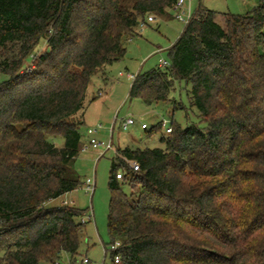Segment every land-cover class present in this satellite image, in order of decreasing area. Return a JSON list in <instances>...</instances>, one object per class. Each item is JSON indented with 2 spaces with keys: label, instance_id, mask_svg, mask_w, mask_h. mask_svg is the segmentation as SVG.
I'll use <instances>...</instances> for the list:
<instances>
[{
  "label": "trees",
  "instance_id": "obj_1",
  "mask_svg": "<svg viewBox=\"0 0 264 264\" xmlns=\"http://www.w3.org/2000/svg\"><path fill=\"white\" fill-rule=\"evenodd\" d=\"M177 1L0 0V264L75 260L86 211L53 202L82 185L88 88L125 58L140 22L170 17ZM165 61L135 75L129 97L172 103L190 123L172 119L161 148L117 151L110 264H264V0L240 15L200 3ZM182 83L188 105L172 98Z\"/></svg>",
  "mask_w": 264,
  "mask_h": 264
},
{
  "label": "rangeland",
  "instance_id": "obj_2",
  "mask_svg": "<svg viewBox=\"0 0 264 264\" xmlns=\"http://www.w3.org/2000/svg\"><path fill=\"white\" fill-rule=\"evenodd\" d=\"M206 5L211 10L219 14L235 13L245 14L249 8H253L258 0H247L248 5L242 8V0H192L187 1L186 6H192V13L199 3ZM197 5V6H196ZM176 13L171 12L170 17L153 15L154 23H147L145 28L137 27L138 35L127 43V54L124 59L116 62L108 68V81L104 82L100 75L93 77L89 87L88 98L96 99L86 107L85 125L81 127L82 146L88 145L87 131L98 124H102L104 129L96 135L99 141L108 142L112 140L113 148L104 156H100L99 150L89 148L87 151H80L78 158L74 161V168L82 185L76 190L63 195L53 202L54 206H62L67 202V206H73L80 210H85L82 218L87 219L89 214H93V220H86V225L81 238L79 254L75 260L67 253L61 255L58 264H84V259L90 260L89 264H110L111 263V238L108 232L109 213V178L112 163L116 157L117 150L125 147L132 149H154L163 145L160 139L165 135V130L161 129L151 136L147 131L141 129V123H146L151 129L163 119H173L176 123L185 127L190 123L184 111H174L172 103H156L151 106L146 105L140 99L129 97L131 84L133 81L127 78V74L137 75L139 72L149 71L159 65V60H168V50L179 38L185 28V23L175 18ZM47 48L45 43L39 45V50L32 55V60L28 61L25 67L35 68V56L44 52ZM125 74L119 77V73ZM7 77L1 75L0 82ZM185 83L178 84L177 91L172 94V98L178 102L188 105L187 90ZM100 90V91H99ZM100 94V96H99ZM196 110L191 113V120L196 121ZM132 117L137 120L135 126L128 130L122 129V122ZM62 145L63 141L56 140ZM95 178L96 187L93 194L85 189L88 179ZM123 191L130 192L129 185L123 186ZM106 250L108 252L106 253ZM41 264H49L42 262Z\"/></svg>",
  "mask_w": 264,
  "mask_h": 264
},
{
  "label": "built area",
  "instance_id": "obj_3",
  "mask_svg": "<svg viewBox=\"0 0 264 264\" xmlns=\"http://www.w3.org/2000/svg\"><path fill=\"white\" fill-rule=\"evenodd\" d=\"M187 1L191 3L192 0H178L177 3L174 5L173 11L176 13L175 18L182 22L185 23V25L188 24L190 19L192 18V13L191 9L189 6H186ZM148 22L151 23L154 21L153 16H149L147 18ZM146 22L142 21L140 22L138 27H141L142 29L145 28ZM159 65L161 67L167 66V62L163 59L159 60ZM125 76L124 73L120 72L119 77ZM127 78L131 81L135 79V75L132 74H127ZM137 124V120H135L132 117L127 118L126 120H123L122 122V129L123 130H128L130 127L135 126ZM172 125H173V120L172 119H163L161 121V128L165 130L166 134H171L172 133ZM103 126L101 124H98L97 126L93 128H89L87 131V137H88V145H83L81 147L82 151H87L90 147L99 150L100 149V156H104L109 150L113 148V143L112 140H109L108 142H103L99 141L96 138V135L99 133L100 130H102ZM141 129L147 130L149 129V126L146 123H141ZM125 162L129 165L130 169L133 172L140 171V165L136 161H130L127 159H124ZM117 179L119 181H122L125 177V173L122 170H119L117 175ZM96 187V181L95 178L88 179L85 183V189L88 193L93 194L95 191ZM64 205H67V202L64 203ZM86 220L92 221L93 220V214H89L87 219L82 218V222H85ZM120 247V243L116 242L114 245L111 246L110 251H115ZM107 253V250H106ZM116 263L120 262V256H116L115 258ZM84 264H89L90 261L88 259H84L83 261Z\"/></svg>",
  "mask_w": 264,
  "mask_h": 264
},
{
  "label": "crops",
  "instance_id": "obj_4",
  "mask_svg": "<svg viewBox=\"0 0 264 264\" xmlns=\"http://www.w3.org/2000/svg\"><path fill=\"white\" fill-rule=\"evenodd\" d=\"M209 1V0H208ZM211 1V0H210ZM201 3V2H200ZM199 3V4H200ZM258 3V2H257ZM189 4H191V3H189ZM202 4V3H201ZM248 5V2H247V0H242V8H244V9H246L245 7ZM257 4H255L253 7H255ZM197 6V5H196ZM203 6L204 7H206L208 10H211L210 8H208L206 5H204L203 4ZM190 7V9H191V13H192V6L190 5L189 6ZM198 7V6H197ZM196 7V8H197ZM252 9V8H251ZM196 10V9H195ZM211 11H213V10H211ZM250 10H249V8L244 12L245 14L247 13V12H249ZM218 13V12H217ZM242 13V12H241ZM240 13V14H241ZM193 14V13H192ZM232 14V13H231ZM233 14H235V13H233ZM240 14H238V15H240ZM156 20H155V18H154V21L153 22H151V23H154ZM108 68L109 67H107L106 69H105V72L104 73H99V75H100V78L104 81V82H107L108 81V79H109V77H108ZM92 83V82H91ZM90 83V84H91ZM90 87V86H89ZM100 91V90H99ZM88 92H89V88H88V91H87V98H86V107H88V106H90V104L92 103V102H94L95 101V99H96V97L97 96H95L93 99H91V100H89V98H88ZM99 96H100V94H99ZM86 110H87V108L85 109V112H84V115H83V122H84V125H85V123H86V121H85V116H86ZM102 125V124H101ZM103 126V125H102ZM104 129V127L102 128V130ZM87 139H88V137H87ZM125 148H127V147H125ZM125 148H123V149H125ZM130 148V147H129ZM119 150H122V149H118L117 151H119ZM90 261V260H89Z\"/></svg>",
  "mask_w": 264,
  "mask_h": 264
},
{
  "label": "water",
  "instance_id": "obj_5",
  "mask_svg": "<svg viewBox=\"0 0 264 264\" xmlns=\"http://www.w3.org/2000/svg\"><path fill=\"white\" fill-rule=\"evenodd\" d=\"M48 52L50 51V48H48V50H47Z\"/></svg>",
  "mask_w": 264,
  "mask_h": 264
}]
</instances>
